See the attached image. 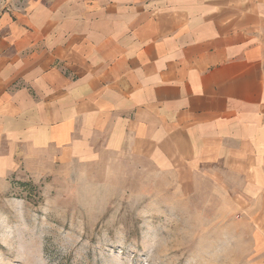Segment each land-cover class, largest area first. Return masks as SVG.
Returning a JSON list of instances; mask_svg holds the SVG:
<instances>
[{
  "label": "crops",
  "instance_id": "0c3cea01",
  "mask_svg": "<svg viewBox=\"0 0 264 264\" xmlns=\"http://www.w3.org/2000/svg\"><path fill=\"white\" fill-rule=\"evenodd\" d=\"M116 154L206 176L264 237V0H0L1 183Z\"/></svg>",
  "mask_w": 264,
  "mask_h": 264
},
{
  "label": "rangeland",
  "instance_id": "374dc122",
  "mask_svg": "<svg viewBox=\"0 0 264 264\" xmlns=\"http://www.w3.org/2000/svg\"><path fill=\"white\" fill-rule=\"evenodd\" d=\"M208 180L128 154L24 164L0 181V262L264 264L263 235Z\"/></svg>",
  "mask_w": 264,
  "mask_h": 264
},
{
  "label": "clouds",
  "instance_id": "9594fccd",
  "mask_svg": "<svg viewBox=\"0 0 264 264\" xmlns=\"http://www.w3.org/2000/svg\"><path fill=\"white\" fill-rule=\"evenodd\" d=\"M12 241L11 236L5 237L3 239H0V243H4V244H10ZM21 251H23V249L21 248ZM0 264H2V262H0Z\"/></svg>",
  "mask_w": 264,
  "mask_h": 264
}]
</instances>
